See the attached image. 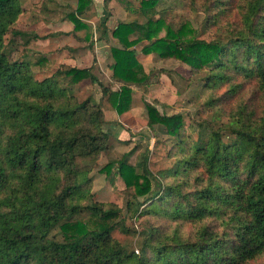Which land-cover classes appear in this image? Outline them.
Wrapping results in <instances>:
<instances>
[{
	"label": "trees",
	"instance_id": "16d2710c",
	"mask_svg": "<svg viewBox=\"0 0 264 264\" xmlns=\"http://www.w3.org/2000/svg\"><path fill=\"white\" fill-rule=\"evenodd\" d=\"M76 1L67 18L79 32L94 0ZM117 1L132 21L112 32L120 44L110 49L112 75L121 85L111 90L80 65L35 77L51 59L26 57L49 36L17 25L20 14H38L49 2L29 11L25 0H0V264H264V0H214L204 11L212 40L188 21H168L183 0ZM102 29L106 38V21ZM17 41L24 59L13 58ZM145 41L143 53L185 64L201 88L199 104L229 122L187 126L184 115L145 102L149 126L173 139L174 165L155 174L147 153L130 163L133 149L103 170L116 168L125 183L127 217L148 223L135 250L114 236L136 233L122 208L94 199L89 171L77 168L78 158L95 157L111 137L100 104L73 89L90 80L118 113L129 110L133 86H150L134 49Z\"/></svg>",
	"mask_w": 264,
	"mask_h": 264
},
{
	"label": "rangeland",
	"instance_id": "374dc122",
	"mask_svg": "<svg viewBox=\"0 0 264 264\" xmlns=\"http://www.w3.org/2000/svg\"><path fill=\"white\" fill-rule=\"evenodd\" d=\"M46 1L49 2V7L44 10L41 5ZM52 1L55 3L52 4ZM130 1L136 7L140 6L139 0ZM183 1L185 5L174 8L167 18L168 21L175 27L180 26L183 21H188L189 27L198 32L199 38L214 39L217 33L207 27V14L204 12L214 0ZM76 5V0H60L59 3L58 0H25L24 6L27 10L43 9L44 11L41 10L38 14H20L17 29L29 33L34 32L41 37L49 36L34 41V44L31 45L30 56L32 57L29 56L26 59H32L36 54L48 55L51 59V66L47 71L34 69L35 77L38 79L53 75L59 65L68 63L75 67L76 65L91 67L93 74L105 86L111 90H118L121 84L114 80L112 75L113 59L110 49L111 47H120V44L113 38L112 32L119 23L132 20L117 0H111L107 4L104 0L96 2L94 0L92 10L82 17L87 29L79 32L78 30L74 31V24L67 18V14L75 10ZM167 6V8L170 7V5ZM48 8L51 9V12H48ZM104 21L109 29L106 38H102ZM11 38L12 35L9 34L7 42ZM19 42L17 41L15 45L17 53L13 54L14 59H24L19 54L23 47ZM148 43L145 41V43L137 44L134 49L138 52L137 59L145 72L151 74L150 86H133L132 103L129 110L122 114L118 113L111 101L106 96L103 97L101 87L98 84H92L90 80L83 81L73 89L81 101L91 97L97 104H100L99 106L104 112V129L111 137L106 149L95 157L78 158L77 168L89 171V177L92 178L91 190L95 194L94 199L104 203H115L122 208V217L125 218L126 225L136 233L128 235L117 230L114 236L127 244L130 249L135 250H139V236L142 232H147L148 223L145 219L139 221L136 218L131 220L127 217L125 183L117 174L116 168L112 169L110 174L103 170H106L104 167L109 162L121 158L123 154L133 149L136 151L130 157V163L139 164L143 155L147 153L149 155L148 167L155 174L174 165V159L168 155L169 148L174 143L173 139L163 133L159 127L151 128L149 126L145 102H150L162 114L184 115L187 126L190 124L196 126L206 119L215 121L217 126L229 122L228 116L216 117L215 112L208 111L199 104L198 95L201 88L194 84L193 79H190L189 69L185 64L175 59H162L155 53H143L142 47ZM249 94L245 98H248ZM195 126L188 128V131L193 135L197 131ZM159 224L167 223L161 220ZM182 228L189 231L190 225L183 223Z\"/></svg>",
	"mask_w": 264,
	"mask_h": 264
},
{
	"label": "crops",
	"instance_id": "0c3cea01",
	"mask_svg": "<svg viewBox=\"0 0 264 264\" xmlns=\"http://www.w3.org/2000/svg\"><path fill=\"white\" fill-rule=\"evenodd\" d=\"M59 1H60V0H58V3H59ZM96 1H97V0H95V2H96ZM76 3H77V1H76Z\"/></svg>",
	"mask_w": 264,
	"mask_h": 264
}]
</instances>
